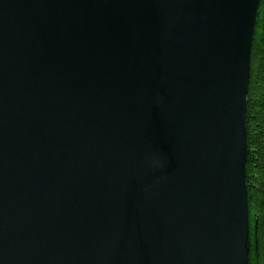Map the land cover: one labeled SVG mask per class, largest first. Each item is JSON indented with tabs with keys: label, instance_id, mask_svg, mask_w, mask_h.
<instances>
[{
	"label": "water",
	"instance_id": "95a60500",
	"mask_svg": "<svg viewBox=\"0 0 264 264\" xmlns=\"http://www.w3.org/2000/svg\"><path fill=\"white\" fill-rule=\"evenodd\" d=\"M261 0H0V264H249Z\"/></svg>",
	"mask_w": 264,
	"mask_h": 264
},
{
	"label": "trees",
	"instance_id": "16d2710c",
	"mask_svg": "<svg viewBox=\"0 0 264 264\" xmlns=\"http://www.w3.org/2000/svg\"><path fill=\"white\" fill-rule=\"evenodd\" d=\"M246 123L249 264H264V0L260 3L251 51Z\"/></svg>",
	"mask_w": 264,
	"mask_h": 264
}]
</instances>
